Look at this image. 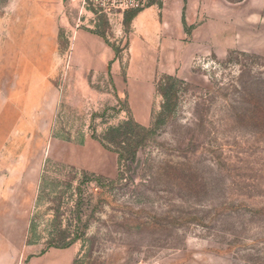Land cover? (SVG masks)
<instances>
[{
    "label": "rangeland",
    "instance_id": "1",
    "mask_svg": "<svg viewBox=\"0 0 264 264\" xmlns=\"http://www.w3.org/2000/svg\"><path fill=\"white\" fill-rule=\"evenodd\" d=\"M166 75L177 113L126 168L102 139L152 126ZM259 103L264 0H0V264H264Z\"/></svg>",
    "mask_w": 264,
    "mask_h": 264
},
{
    "label": "trees",
    "instance_id": "2",
    "mask_svg": "<svg viewBox=\"0 0 264 264\" xmlns=\"http://www.w3.org/2000/svg\"><path fill=\"white\" fill-rule=\"evenodd\" d=\"M188 85L189 84L185 80L177 75H166L162 77L158 83V92L163 98L162 108L155 117L152 126L145 127L138 123L134 118L130 117L121 124L113 126L108 130L105 135L106 137L102 140L106 141L108 146L116 148V152L119 155L120 165H124L126 168L130 167L136 160L137 152L139 148L143 146L144 142L176 115L183 92ZM254 112L264 129V104L259 103ZM126 173L127 172L125 171L121 172L119 178L123 180ZM69 245L70 242L62 247Z\"/></svg>",
    "mask_w": 264,
    "mask_h": 264
},
{
    "label": "crops",
    "instance_id": "3",
    "mask_svg": "<svg viewBox=\"0 0 264 264\" xmlns=\"http://www.w3.org/2000/svg\"><path fill=\"white\" fill-rule=\"evenodd\" d=\"M255 16L256 14H252L250 19L252 22L256 20ZM78 251L79 249L75 246H65L50 247L42 252L36 253L33 247L29 245L25 247L23 254L25 260L22 264H76L75 261Z\"/></svg>",
    "mask_w": 264,
    "mask_h": 264
},
{
    "label": "built area",
    "instance_id": "4",
    "mask_svg": "<svg viewBox=\"0 0 264 264\" xmlns=\"http://www.w3.org/2000/svg\"><path fill=\"white\" fill-rule=\"evenodd\" d=\"M100 12L123 16L127 12L145 8L150 0H89Z\"/></svg>",
    "mask_w": 264,
    "mask_h": 264
}]
</instances>
